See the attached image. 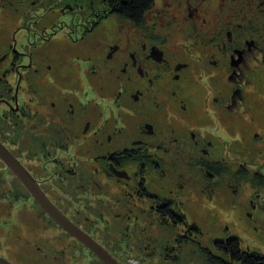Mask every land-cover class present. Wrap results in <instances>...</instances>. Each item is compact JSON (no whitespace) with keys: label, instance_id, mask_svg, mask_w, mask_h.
Listing matches in <instances>:
<instances>
[{"label":"flooded vegetation","instance_id":"obj_1","mask_svg":"<svg viewBox=\"0 0 264 264\" xmlns=\"http://www.w3.org/2000/svg\"><path fill=\"white\" fill-rule=\"evenodd\" d=\"M40 4L0 0V142L56 206L77 202L57 206L69 219L91 215L71 219L90 235L105 215L122 232L143 215L172 223L206 189L247 193L250 221L264 220V0H154L139 20L107 0L73 39L52 9L29 16ZM26 208L47 246L46 228L75 239Z\"/></svg>","mask_w":264,"mask_h":264},{"label":"rangeland","instance_id":"obj_2","mask_svg":"<svg viewBox=\"0 0 264 264\" xmlns=\"http://www.w3.org/2000/svg\"><path fill=\"white\" fill-rule=\"evenodd\" d=\"M68 6H72V10ZM34 9L36 12L29 15L33 18L41 17L50 9L55 11L59 18L57 24L64 23L60 28L63 36L73 39L74 36L80 37L84 33L86 20L95 19L93 12L107 9V0H41V4ZM25 189L24 185L16 182L13 175L4 172L0 162V255L15 264H42L43 262L39 263L41 254L36 249L40 248L50 252V256L57 255V260L50 264H102L90 250L83 249L81 242L57 229L53 233H49V228L44 231L45 235L55 239L56 248L47 246L42 232L36 229L37 219L26 208L37 207L40 211V206L35 201L16 197L20 191L28 195L29 192ZM166 189L167 186L164 185V191ZM242 195L244 199L241 195L217 198L213 190L205 189L198 193L192 191L187 196L188 201L184 199L187 227L183 224L165 226L159 218L156 221L155 218L143 215L142 220L140 219L142 225L122 232L115 228L122 224L120 219L123 218L105 215L98 219L90 233L110 251H115L121 264H204L197 248L192 245L196 236H189L193 227L199 228L197 230L203 234L199 236L201 244L210 249H213L214 241H224L234 236L238 238L243 250L255 252L264 258V223H261L264 220L259 222L256 216H260L256 214L252 217V222L250 221L247 193ZM183 206L184 204L180 205L181 208ZM261 218L264 219V212ZM48 219H39L41 231L44 229L43 223H47ZM183 235L193 240L184 242L182 246L176 245L175 240ZM196 235H199L198 232ZM47 254L45 256H49ZM31 256L36 259L33 260Z\"/></svg>","mask_w":264,"mask_h":264},{"label":"trees","instance_id":"obj_3","mask_svg":"<svg viewBox=\"0 0 264 264\" xmlns=\"http://www.w3.org/2000/svg\"><path fill=\"white\" fill-rule=\"evenodd\" d=\"M154 0H108L109 7L115 11L121 17H124L129 20H139L145 14L147 10L151 8ZM66 203H70L74 205L73 208H77L76 203L71 200L58 201L57 206H61V210H65L64 205ZM72 208V207H71ZM40 209V208H39ZM86 212H80L78 216H72V220H74L78 225L85 226L86 221H91L92 217H85ZM173 221L171 223L170 220L165 219L161 220L163 225H186L185 217H176L172 216ZM162 219V218H161ZM52 220V219H50ZM132 219L126 220V223H131ZM183 222V223H182ZM127 224V225H128ZM110 229V228H109ZM198 229V228H197ZM194 227L190 230L189 236H196V239L193 240V246L197 248L198 252L202 256L204 260V264H264V258L255 253L248 250H243L240 247L238 238L234 236H230L228 239L224 241L216 240L213 242V249H210L203 244H201V240L199 236H203L200 230H197ZM198 232L199 235H196ZM196 233V234H195ZM188 236H181L175 240V244L178 246H182L184 242L190 241L191 238H187ZM191 240V241H192ZM195 242V243H194ZM82 246L86 248L83 244ZM91 252V251H90ZM92 254V252H91ZM94 255V254H92ZM95 257V255H94Z\"/></svg>","mask_w":264,"mask_h":264},{"label":"water","instance_id":"obj_4","mask_svg":"<svg viewBox=\"0 0 264 264\" xmlns=\"http://www.w3.org/2000/svg\"><path fill=\"white\" fill-rule=\"evenodd\" d=\"M0 159L25 186L31 197L43 211L56 222L64 231L81 242L88 250L98 257L104 264H121L117 261V253L96 241L86 230H82L69 219L44 193L32 175L12 152L0 142ZM0 264H15L0 255Z\"/></svg>","mask_w":264,"mask_h":264}]
</instances>
